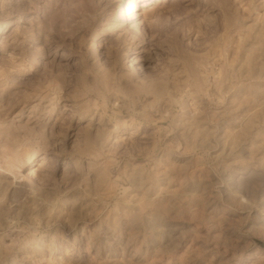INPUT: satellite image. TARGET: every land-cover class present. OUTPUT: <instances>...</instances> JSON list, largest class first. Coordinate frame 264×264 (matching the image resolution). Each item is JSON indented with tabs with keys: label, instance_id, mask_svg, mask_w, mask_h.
I'll return each mask as SVG.
<instances>
[{
	"label": "rangeland",
	"instance_id": "374dc122",
	"mask_svg": "<svg viewBox=\"0 0 264 264\" xmlns=\"http://www.w3.org/2000/svg\"><path fill=\"white\" fill-rule=\"evenodd\" d=\"M0 102V264H264V0H0Z\"/></svg>",
	"mask_w": 264,
	"mask_h": 264
},
{
	"label": "bare ground",
	"instance_id": "6f19581e",
	"mask_svg": "<svg viewBox=\"0 0 264 264\" xmlns=\"http://www.w3.org/2000/svg\"><path fill=\"white\" fill-rule=\"evenodd\" d=\"M128 8V7H127ZM130 10H132V9H129V11ZM132 15H133V13H132ZM130 17V16H129ZM134 18V17H133ZM131 19H132V17H131ZM134 53V52H133ZM129 55V54H128ZM127 61H128V59H127ZM132 62V61H131ZM134 62V61H133ZM131 64V63H130ZM133 64V63H132ZM135 64H136V62H135ZM131 66V65H130ZM136 67H138L139 69H141V68H143V65L142 64H138ZM133 71H135V68H134V70ZM0 103H2V102H0ZM33 173V172H32ZM31 173V174H32Z\"/></svg>",
	"mask_w": 264,
	"mask_h": 264
}]
</instances>
